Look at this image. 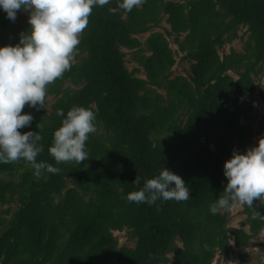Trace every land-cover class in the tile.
<instances>
[{"label": "trees", "instance_id": "obj_1", "mask_svg": "<svg viewBox=\"0 0 264 264\" xmlns=\"http://www.w3.org/2000/svg\"><path fill=\"white\" fill-rule=\"evenodd\" d=\"M117 4L93 8L75 51L80 61L47 86V95L57 97L52 112L23 109L33 120L19 131L39 132L43 123L37 162L59 172L37 179L24 160L0 163V174L21 178L0 180V203H19L0 232V264H212L218 251L228 253L232 237L244 249L264 228L259 201L256 219L244 205L248 230L228 226V210H209L228 182L224 164L231 151L254 147L252 129L242 120L252 117L251 95L264 73V0H146L131 12L110 13ZM163 12L172 27L168 35L186 33L179 46L190 62L188 78H172L176 57L165 34L153 32L140 48L138 35L159 26ZM243 27L246 52L231 48L222 57L218 49L243 38ZM29 31L0 7L1 47L18 44ZM122 48L135 49L146 78L137 75L139 68L129 70ZM65 82L70 84L63 87ZM74 106L96 113L97 130L85 145L89 158L57 164L49 148ZM164 168L183 178L191 192L187 201H127ZM137 176L139 184L133 182ZM124 228L136 238L134 247L118 246L113 232Z\"/></svg>", "mask_w": 264, "mask_h": 264}, {"label": "clouds", "instance_id": "obj_2", "mask_svg": "<svg viewBox=\"0 0 264 264\" xmlns=\"http://www.w3.org/2000/svg\"><path fill=\"white\" fill-rule=\"evenodd\" d=\"M145 2L118 0L117 7L109 8V12H131ZM109 3L110 0H0V7L13 22L19 11L30 13V31L21 33L18 44L0 47V163L24 160L33 167L37 179L45 171L59 172L52 164L37 162L44 125H37L39 132L22 134L19 129L30 126L33 120L31 114H22V110L26 105L37 110L46 108L47 86L71 70L93 8ZM56 114L64 116L63 109ZM95 120L96 113L90 108L74 106L67 112L49 148L57 164H81L89 158L85 145L89 135L97 130ZM224 175L228 182L220 197L209 206L212 214L244 205L254 210V201L264 204V136L246 152L234 150L224 164ZM133 182L139 184V177ZM190 193L180 175L164 168L157 177L146 180L140 190L130 192L127 201L151 206L158 200L187 201ZM252 218H257L255 210Z\"/></svg>", "mask_w": 264, "mask_h": 264}, {"label": "rangeland", "instance_id": "obj_3", "mask_svg": "<svg viewBox=\"0 0 264 264\" xmlns=\"http://www.w3.org/2000/svg\"><path fill=\"white\" fill-rule=\"evenodd\" d=\"M29 15L30 13H26L23 10L19 11L17 13V18L14 21L15 24H19L20 26L29 25ZM161 18L162 19L160 21L159 26H154L149 31L138 35V38L142 42L140 48L146 47V40L153 32H161L165 34L168 44L175 52L176 57V62L171 68V70L173 71L172 78L176 77L177 75L186 76L188 78V76L190 75V62L184 59L186 52H182L179 46L180 41L185 38L186 33H181L179 36H177L176 33L171 31V34L168 35L166 33L167 30L172 29L171 24L167 21L168 14L163 12L161 14ZM246 29L247 27L239 29V36H244L243 38L237 37L232 42L225 43L221 48L218 49L222 57L226 54H229L231 52V48H234L237 52H246V41L249 36V33L246 32ZM122 50L126 52V66L129 68V70L132 71L134 68H139L137 75L146 78V71L141 68L139 64L134 60L135 49L133 50L128 48H122ZM80 58L81 55L75 53L72 63L79 62ZM229 73L235 78L239 76V73L234 70L229 71ZM68 84L70 83L65 82L63 84V87H66ZM256 84L257 88L251 95V101L253 104L252 117L249 120H242L244 124L249 125L252 129L251 142L254 146L258 145L259 138L264 136V73H261L256 78ZM159 92L163 95L166 94V91L163 88H161ZM55 99H57V97H55L54 95H46L45 110L47 114L52 112V104L55 102ZM234 150L236 149L234 148L231 151L230 156L227 158V160L232 157ZM10 179L14 181L21 180L19 174L14 176H11L6 173L0 174V180L6 181ZM72 179L73 177L69 179V184L71 183ZM18 206V202L0 203V232L8 225L10 219L13 216V213L15 212V210H17ZM8 207H10V213L6 212ZM229 212L230 222L228 226L243 227L246 230L249 229L250 224L247 223L248 214L245 212V206H236L232 208V210ZM113 234L114 238L118 241V246L125 245L128 247H134L136 244V238L132 237L131 231L127 228H124L123 230H116L113 232ZM175 244L182 246V242L179 239L176 240ZM229 245L230 246L228 248V253H222L221 251H218L213 257L212 264H264V228L259 234L250 239L249 245L244 249H241L240 247H237L235 245L234 237H232ZM170 256L173 260L175 253L172 252ZM171 263L172 261L168 264Z\"/></svg>", "mask_w": 264, "mask_h": 264}]
</instances>
